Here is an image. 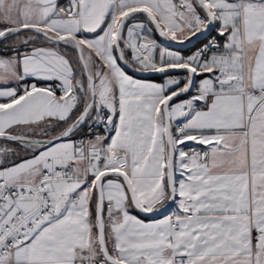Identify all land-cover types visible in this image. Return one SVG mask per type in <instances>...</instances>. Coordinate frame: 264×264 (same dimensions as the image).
<instances>
[{
  "label": "snow or ice",
  "instance_id": "obj_1",
  "mask_svg": "<svg viewBox=\"0 0 264 264\" xmlns=\"http://www.w3.org/2000/svg\"><path fill=\"white\" fill-rule=\"evenodd\" d=\"M0 264H264V0H0Z\"/></svg>",
  "mask_w": 264,
  "mask_h": 264
},
{
  "label": "crops",
  "instance_id": "obj_2",
  "mask_svg": "<svg viewBox=\"0 0 264 264\" xmlns=\"http://www.w3.org/2000/svg\"><path fill=\"white\" fill-rule=\"evenodd\" d=\"M189 144H191V142H189ZM183 147V146H182ZM146 222H154V221H152V220H148V221H146Z\"/></svg>",
  "mask_w": 264,
  "mask_h": 264
},
{
  "label": "water",
  "instance_id": "obj_3",
  "mask_svg": "<svg viewBox=\"0 0 264 264\" xmlns=\"http://www.w3.org/2000/svg\"><path fill=\"white\" fill-rule=\"evenodd\" d=\"M166 43H167V42H166ZM171 43H173V44H174L175 42H171ZM140 215H141V216H143L144 214H140Z\"/></svg>",
  "mask_w": 264,
  "mask_h": 264
}]
</instances>
